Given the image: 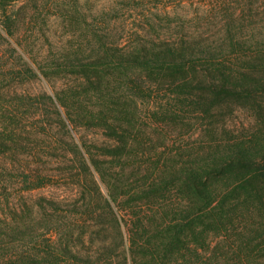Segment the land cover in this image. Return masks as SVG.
<instances>
[{
  "label": "trees",
  "instance_id": "trees-1",
  "mask_svg": "<svg viewBox=\"0 0 264 264\" xmlns=\"http://www.w3.org/2000/svg\"><path fill=\"white\" fill-rule=\"evenodd\" d=\"M184 2H147L132 27L103 14L46 54L0 0V264H128L120 258L129 254L134 264H263L264 237H227L234 221L250 219L237 188L253 178L226 169L259 163L264 142L194 134L230 120L233 102L256 108L264 78L245 49L200 39L196 16L178 9ZM57 76L73 78L55 98L27 87ZM50 113L66 140L49 131ZM93 128L101 143L82 135ZM60 141L58 165L78 199L48 188ZM104 215L118 229L114 245L84 237Z\"/></svg>",
  "mask_w": 264,
  "mask_h": 264
},
{
  "label": "rangeland",
  "instance_id": "rangeland-1",
  "mask_svg": "<svg viewBox=\"0 0 264 264\" xmlns=\"http://www.w3.org/2000/svg\"><path fill=\"white\" fill-rule=\"evenodd\" d=\"M11 12L20 15L25 23L20 27V34L26 29L34 31V46L43 49L44 53H58L63 48H68L77 35H84L90 32L95 22L103 16H120L128 19L127 23L130 27L134 25L135 17H139L142 13L147 14V2L158 0H9ZM174 1V0H161ZM176 1V0H175ZM193 1V0H192ZM196 2L192 8L187 1L183 3L182 12H189L190 15L196 16L193 21L195 24L197 35L200 39H208L207 41L217 47L220 44L234 45L241 49H245L249 55L248 61L255 65L257 76L264 78V53L254 51L251 55L249 50L262 47L264 44V0H194ZM137 2H143L146 7L133 6ZM184 8V9H183ZM180 11V10H178ZM29 19L30 24H29ZM188 26V23H186ZM21 37V36H20ZM80 39V37L78 38ZM14 41V40H13ZM260 45V46H259ZM7 48L6 43L0 44V51ZM251 53V52H250ZM72 76L53 77L54 80L48 81L44 78L40 80L34 79L28 83L27 87L33 93H41L47 91L54 98L57 92L62 93L63 87L72 81ZM255 100H238L233 102L234 114L226 123L216 121L205 132L197 131L194 138L199 137L210 131L218 133L215 135L217 141L226 142L231 139L235 142L237 138H248L247 140L264 142V97H258L256 108H252ZM63 112V110L61 109ZM47 120H50V132L63 140L64 137L57 122H54V115L46 114ZM44 117V118H46ZM206 129V128H205ZM89 139L101 143L103 135L101 132L95 133L96 128L85 129ZM222 132V133H221ZM204 133V134H203ZM76 140L79 141L81 133L73 132ZM233 137V138H232ZM65 138V139H64ZM198 140V141H199ZM246 140V143L248 141ZM61 141L58 142L57 151L52 154V162L48 164L51 167L50 172L54 175L50 185V191L61 196L71 195L74 199L80 198L79 189H75L68 182L65 165H58L62 162L58 161L62 157L60 151ZM216 143H212V150H216ZM259 163L256 165L252 162L242 164L243 169L239 171L236 168L226 169V175L230 179L236 177V173L245 175L246 178L253 180L246 181L242 186L237 188V194L244 197L243 202L238 207V211L243 214L247 213L249 220L235 222L234 227L230 228V234L227 237H264V183L256 179L260 171H264V157H258ZM242 170V171H241ZM256 176V177H255ZM102 189L106 192L103 184ZM212 223V219H210ZM123 237H125V229L122 228ZM125 234V235H124ZM57 237V236H53ZM84 237H91L96 240L106 241V243L116 244L120 237L118 229L115 227L110 216H101L97 221L93 222L87 229ZM213 237V235H211ZM214 237H224L214 235ZM124 259L128 264H134L131 255L120 258V262L124 263ZM119 261V260H118ZM264 264V261H263Z\"/></svg>",
  "mask_w": 264,
  "mask_h": 264
}]
</instances>
